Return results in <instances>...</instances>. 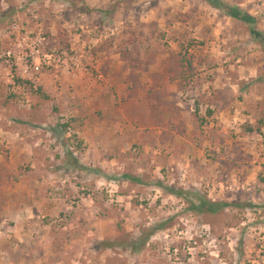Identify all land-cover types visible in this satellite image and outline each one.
Masks as SVG:
<instances>
[{
  "label": "rangeland",
  "instance_id": "374dc122",
  "mask_svg": "<svg viewBox=\"0 0 264 264\" xmlns=\"http://www.w3.org/2000/svg\"><path fill=\"white\" fill-rule=\"evenodd\" d=\"M223 1L253 14L264 32V0ZM33 14L53 44L82 32L103 77L57 88L47 76L30 108L0 83V128L17 143L21 135L41 145L18 170L42 167L27 191L44 204L34 206L38 216L19 219V195L7 185L19 175L0 178V211L15 209L0 213V264H48L53 253L68 264H264V52L248 26L207 0H0V46L15 19L30 22ZM103 41L104 49H88ZM148 70L156 72L147 88ZM105 93L124 111L106 118L97 109V122L112 128L96 124L83 135L85 104L95 107ZM146 105L152 116H135ZM78 116L82 122L70 121ZM68 121L73 128L62 132ZM123 173L140 183L119 179ZM157 181L254 207L194 212ZM147 234L137 251L126 249Z\"/></svg>",
  "mask_w": 264,
  "mask_h": 264
},
{
  "label": "built area",
  "instance_id": "2783aa9c",
  "mask_svg": "<svg viewBox=\"0 0 264 264\" xmlns=\"http://www.w3.org/2000/svg\"><path fill=\"white\" fill-rule=\"evenodd\" d=\"M33 19L36 22L31 24ZM37 19V14L30 22L15 19L8 27L9 44L0 49V83L5 85L8 96L27 108L31 107L32 90L44 85L47 76L52 77L57 88L64 82L103 77L100 61L88 56L82 45V32L71 36L67 49L49 46L51 38Z\"/></svg>",
  "mask_w": 264,
  "mask_h": 264
},
{
  "label": "crops",
  "instance_id": "0c3cea01",
  "mask_svg": "<svg viewBox=\"0 0 264 264\" xmlns=\"http://www.w3.org/2000/svg\"><path fill=\"white\" fill-rule=\"evenodd\" d=\"M155 72L156 71H154V70H148L145 73V77H147V75H150V78H151L152 73H155ZM160 72H161V70H158V73H160ZM111 81L112 82L115 81V77H113ZM145 83H146L145 87H147V88L148 87H152L154 85V82L152 81V78L151 79H147ZM145 83H143V85ZM154 90H156V91L159 90L160 91L161 87L158 86ZM124 92H125V90H124ZM99 96H100V94L98 96H96V99H94V101H93L94 103H96L95 107L85 104L86 105L85 107H87V114L84 117V123H83V125L81 127L82 130L80 132L83 135L84 134L87 135L88 137H90L88 135V132H89V130H91V128H92L91 126L92 125L95 126L96 124H100L101 125V129H103V127L112 128V126L109 125L110 124L109 122L107 123L105 121V124L103 125L104 120L98 123L97 120L95 119V115L93 114L94 111H96L97 109H101L103 111V113H105L107 115L106 118H110L112 115H115L116 113H118L119 110L120 111H124L123 106L120 107L117 104H115V102H113L114 97L112 98L109 95V93H105L102 96L101 101L99 99ZM134 98L132 99V101L134 100ZM85 101H88V100H85ZM142 108H144V110L140 111V109H139V111H137L135 113V116H137L138 118L142 117V116H147V117L152 116L149 106L146 105L145 107L143 106ZM3 122H4V120L2 118H0V125ZM24 126H25L24 124H21V130H20L21 132L25 131L24 130V128H25ZM101 129H100V131H101ZM9 130L10 129L0 128V147H1L0 148V170H4V173L6 175H10L11 173H14V172L18 173L17 176L19 175L18 177L20 179V182H10L9 181V183H7V185L10 186V188H13V187L15 188L14 192L18 193V195H19L18 197L20 198L19 202H17L18 200L15 201V205H18V209L21 211V213L18 214V212H17L15 214H17L19 216H22L19 219H24V218H28V217H35L36 215L38 216V212L34 211L35 210L34 206H39V205H44V204H43V201H42V197L34 195L32 190L28 192L27 188H31V189H36L37 188V185H38L37 183H39L40 181L37 180V178L34 176V173L42 172V167L36 166L33 163V165L31 166L32 169L30 171H28L27 173H24L25 171H23V173H21L22 171L20 172V170H18V165H19V160L24 159V157L27 156L28 153H30L29 160L35 161L34 154H36L37 152H39V150H41L40 149L41 145L37 146L38 143L36 141H34V142L29 144V143H27V139H29V138L28 137L24 138L21 135H18V138L20 139V142L17 143V142H15V140L14 141L11 140L13 136L9 135V133H10ZM35 130L36 129H34V131ZM94 131H96L95 127H94ZM46 132L53 134L52 129H49V131L47 130ZM34 137L35 136H30L31 139H34ZM108 139H110V137ZM33 156H34V159L32 158ZM61 157H63V155ZM16 160H17V164L14 165V162ZM2 167L4 169H2ZM62 168H66V167L64 166ZM59 170L60 169L53 170V169H51L49 167L48 168L46 167V168L43 169V171L46 172V173H54V172H58ZM24 178L31 179V181H29L28 184H24L22 182L24 180ZM0 186H2V184H0ZM7 198H8V196H7ZM50 199L51 198H49L47 200H50ZM44 201H46V199ZM7 202H8V205H11L9 203L10 200H8ZM10 208H12V207L9 206V207L6 208V210L4 208V210H1L0 213H3V214L5 213V214L8 215V213H12V211L15 210V209L12 210ZM23 211H27L28 212L27 217H24V215H23L24 212ZM32 211H33V213H32ZM66 246H67V244L65 245V247ZM62 247H64V246L62 245ZM64 250H65V248H64ZM38 254L40 255V251L39 250H38ZM54 257H55L54 253H53V256H48V260H49L48 264H68V262L65 260V257H61L60 256L59 259L57 258L58 260H56ZM45 260H47V258H45Z\"/></svg>",
  "mask_w": 264,
  "mask_h": 264
},
{
  "label": "trees",
  "instance_id": "16d2710c",
  "mask_svg": "<svg viewBox=\"0 0 264 264\" xmlns=\"http://www.w3.org/2000/svg\"><path fill=\"white\" fill-rule=\"evenodd\" d=\"M213 7L218 8L220 10H222L227 16H229L230 18L236 19L238 21H241L243 23H245L248 26L249 29V33L252 37V39L254 41H256L257 43H259L262 48H263V52H264V32H262L258 27H257V20L256 17L249 13L246 10H243L242 8H240L237 5H229L226 2H224L223 0H207ZM81 11H85L81 9ZM47 35L49 37H51L49 32H46ZM54 41H52L50 39V45L49 46H59V48H69V44H70V39H66L65 37H58L57 36V43L53 44ZM9 44V41L5 42L4 45L0 46L1 48H5L7 47ZM107 44H109V42H101L98 44V46L94 47V50L97 49H104ZM49 46H47V48H49ZM191 65V63H189ZM35 93H39V88L35 91ZM47 97V96H46ZM70 121L73 122H82L83 118L82 116H78L77 118H74ZM61 131H67L68 129H72L73 126L71 125V123L68 121L67 123L61 124ZM75 135V134H73ZM74 137H77L76 135ZM67 160L70 161V166H74V167H81L80 164L78 163L79 161L77 160L76 157L74 156H68ZM99 171V170H97ZM4 170H0V178L6 176V174L4 175ZM106 178H111L109 176H105ZM123 179L129 182H135V183H140V178L136 177L132 174H127V173H123L122 175H120L119 179ZM156 185L158 187H160L164 192L170 194V195H174L177 196L179 198L185 199L188 201L189 203V209L191 211L194 212H198V213H210V214H215L217 213L220 209L224 208V207H228V206H237V207H254L253 204L251 203H241V202H233V203H227L224 201H211L207 198H204L200 193L197 192H188L182 188H174L171 186H167L164 185L161 181H157ZM119 230L122 231V229L119 227ZM154 230V229H153ZM150 236V234H147L144 238H140L139 241H131L128 244L125 245L126 249H128L129 251H137L139 249V247H141L142 245H144L146 239ZM99 245H105V247H110L111 244H108L107 241L103 240L98 242Z\"/></svg>",
  "mask_w": 264,
  "mask_h": 264
}]
</instances>
